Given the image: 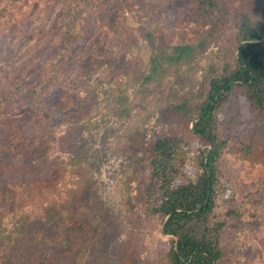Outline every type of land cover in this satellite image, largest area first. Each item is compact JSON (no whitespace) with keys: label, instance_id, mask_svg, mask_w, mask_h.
I'll return each instance as SVG.
<instances>
[{"label":"rangeland","instance_id":"1","mask_svg":"<svg viewBox=\"0 0 264 264\" xmlns=\"http://www.w3.org/2000/svg\"><path fill=\"white\" fill-rule=\"evenodd\" d=\"M222 1L232 10L264 8V0ZM193 7L192 0H0V96L16 73L40 74L60 49L67 14L75 55L63 70L76 81L46 90L50 123L23 110L0 119V143L18 144L0 151V264H165L167 239L139 194L140 160L159 137L196 140L171 108L196 95L208 68L220 69L234 51L233 23L199 18ZM202 38L207 48L190 65L142 84L153 56ZM220 116L228 139L221 175L245 199V212H264V119L240 91ZM238 226L246 241L234 264H264V224Z\"/></svg>","mask_w":264,"mask_h":264},{"label":"trees","instance_id":"2","mask_svg":"<svg viewBox=\"0 0 264 264\" xmlns=\"http://www.w3.org/2000/svg\"><path fill=\"white\" fill-rule=\"evenodd\" d=\"M192 1L197 17L214 19L219 25L233 23L234 51L226 53L220 69L214 65L208 68L196 95L171 108L196 140L188 144L187 137L178 135L156 139L140 160L143 178L139 194L146 213L159 219L160 234L167 239L165 264H234L246 235L233 229H241L238 222L243 220L264 224V212H245V199L221 175L219 164L228 139L220 115L233 94L240 91L250 108L264 119V8L258 12L232 10L222 0ZM66 18L70 20L60 49L42 65L40 74L27 79L16 73L13 89L0 96V119L23 110L50 123L46 90L55 83L76 84L63 70L75 55L74 15ZM206 48L205 38L196 45L176 46L171 53L153 56L149 73L138 77H143V85L149 84L163 78L169 68L190 65ZM17 147L12 139L6 145L0 143L1 152Z\"/></svg>","mask_w":264,"mask_h":264}]
</instances>
